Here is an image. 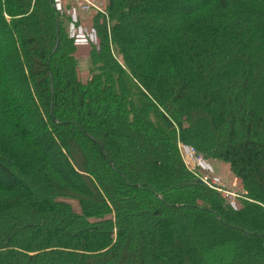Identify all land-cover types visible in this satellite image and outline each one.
Masks as SVG:
<instances>
[{
	"label": "trees",
	"instance_id": "obj_1",
	"mask_svg": "<svg viewBox=\"0 0 264 264\" xmlns=\"http://www.w3.org/2000/svg\"><path fill=\"white\" fill-rule=\"evenodd\" d=\"M180 4L108 0L83 81L54 0H0L21 80L14 103L0 48V264H264V0ZM183 144L229 166L238 208Z\"/></svg>",
	"mask_w": 264,
	"mask_h": 264
},
{
	"label": "rangeland",
	"instance_id": "obj_2",
	"mask_svg": "<svg viewBox=\"0 0 264 264\" xmlns=\"http://www.w3.org/2000/svg\"><path fill=\"white\" fill-rule=\"evenodd\" d=\"M64 1L68 5H71L70 4L71 0H64ZM174 1H176L178 3H180V1H181L180 6H183V5H185V3L197 5L200 3H204L206 0H171V2H174ZM180 6H178V7H180ZM174 11H175V9L173 11L171 10V12L169 14L163 15V17H165V18L169 17L171 14L175 15ZM90 22L91 21H89L87 23V25L84 24L85 27H89L91 25ZM167 28H169V25L167 26ZM136 39H139V40L136 41ZM151 40L152 39H150V38L147 39L146 37L143 38V36H139V37L137 36V38H135V41H134V46L139 47L138 50L140 53L141 48L149 45L150 42L153 44V42ZM153 41H154V39H153ZM74 44L77 48L76 57L79 61V74H80L82 80L86 81L87 77L89 76L90 52L92 50V47L91 46H79V45H76L75 42H74ZM94 46H96V45H94ZM0 48L2 50L1 52H2V59H3L4 68L7 71L6 82H5L6 89L8 90L10 97L12 98V101L15 103L16 102V90H18L17 88H20L21 80H20V78H18V76H16L17 74L14 73V71H13L15 66L11 65L6 60L7 57L12 53L11 52L12 48H11V44L9 43L8 36H6L4 34H2V35L0 34ZM97 48L100 49L99 42H98ZM0 119L3 120L2 117ZM28 119L26 120L28 122L25 124V128L31 134H39L40 133V125H39L38 121L30 119V118H28ZM184 146H187V145H184ZM188 147H192V146L189 145ZM208 161L213 165L214 172L224 178V184H225L224 189H225V191L232 193V194H235V198H233V201H235L236 203H239V201H238L239 197L242 199L243 195H244L241 182L234 177V175L231 173L228 165L223 164L221 161H217V160L216 161L208 160ZM24 186H25L24 181L19 178L18 187H19V190L21 192L23 191ZM70 202L72 203L74 210L79 212L80 211L79 204L74 202V201H70ZM234 208H238V206L236 205V206H234ZM208 228L211 231L213 230L212 234L214 236H216V237H214L216 239V244H220V243L225 244L226 242H231V239H232L231 235H227V234L222 233V231L219 228H213L212 225H209ZM224 250H225V252H224ZM226 253L231 255L232 254L231 249L228 247L220 249V251H215L214 255L217 259L221 258V259H224L226 262H229L230 258H229V256L226 255Z\"/></svg>",
	"mask_w": 264,
	"mask_h": 264
},
{
	"label": "built area",
	"instance_id": "obj_3",
	"mask_svg": "<svg viewBox=\"0 0 264 264\" xmlns=\"http://www.w3.org/2000/svg\"><path fill=\"white\" fill-rule=\"evenodd\" d=\"M55 7L61 14H66L70 19L69 36L79 46L98 45L96 30L84 24L95 15L108 18L107 0H71L68 5L64 0H54ZM180 152L187 169L203 181L205 185L219 193L225 194L230 204L237 205L233 198L235 194L225 191L224 178L216 174L213 165L199 154L193 147L180 145Z\"/></svg>",
	"mask_w": 264,
	"mask_h": 264
},
{
	"label": "water",
	"instance_id": "obj_4",
	"mask_svg": "<svg viewBox=\"0 0 264 264\" xmlns=\"http://www.w3.org/2000/svg\"><path fill=\"white\" fill-rule=\"evenodd\" d=\"M199 182H200V184L205 185V183L203 181L200 180Z\"/></svg>",
	"mask_w": 264,
	"mask_h": 264
}]
</instances>
